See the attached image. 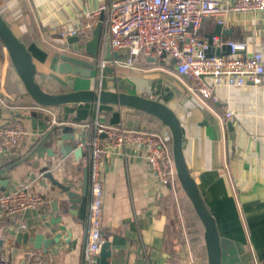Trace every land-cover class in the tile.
<instances>
[{
  "label": "crops",
  "instance_id": "obj_1",
  "mask_svg": "<svg viewBox=\"0 0 264 264\" xmlns=\"http://www.w3.org/2000/svg\"><path fill=\"white\" fill-rule=\"evenodd\" d=\"M109 1L0 0V11L13 32L29 40L27 47L37 67L36 79L47 92L122 91L156 99L173 109L186 137L184 152L189 170L217 221L222 264H264V80L259 85L222 86L217 89L219 103L202 102L173 64L142 58L136 68H126L122 60L115 64V60L107 58L102 43L97 55L89 54L83 42L92 38L102 16L94 22L89 13ZM87 24H94L90 31ZM217 24L212 18L205 19L201 35L210 38ZM69 25L76 27L81 40L62 44L56 35ZM223 27L232 30L215 35L219 42L247 44V49L237 54L264 53V11L231 13ZM223 46L226 45L213 44L209 55L232 56L231 50L217 51ZM4 52L5 55L0 52V125L18 120L27 135L18 152L0 154V191L11 192L29 185L43 196L46 203L26 210L21 220L28 226L23 232L47 237L49 230L43 224L55 215L48 211L49 203L67 199V194L45 177V172L51 171L57 181L71 186L79 197L84 195L89 161L86 151L78 152V148L89 133L79 127L91 123L97 111L109 125L124 122L130 129L155 128V132L171 133L155 118L129 107L97 103L39 105L28 95L6 49ZM62 56L82 61V66H77L78 74L60 71ZM104 58L107 66L111 64L110 71L101 72ZM226 109L234 112L228 120ZM67 125L76 129V139L65 142L73 144V151L64 155L62 143L53 136ZM53 126L57 128L51 132ZM174 196L169 186L154 180L146 161L133 149L108 153L104 164L103 237L110 243L109 264H207L194 248L184 257L175 244L178 210ZM89 203L90 187L85 210L81 204L73 203L70 208L74 214L64 217L69 242L61 240L46 252L51 264H85ZM19 223L20 219L13 222L0 210V238L34 247L31 242L18 241L22 232ZM14 264H21L19 254Z\"/></svg>",
  "mask_w": 264,
  "mask_h": 264
},
{
  "label": "built area",
  "instance_id": "obj_2",
  "mask_svg": "<svg viewBox=\"0 0 264 264\" xmlns=\"http://www.w3.org/2000/svg\"><path fill=\"white\" fill-rule=\"evenodd\" d=\"M257 11H264V0H110L89 16L97 22L103 15L101 43L104 47L110 44L112 51L122 54L124 67L136 68L143 56H170L176 60L175 71L188 80L191 91L199 100L219 103L217 89L222 86L243 87L263 82L264 53L237 54L247 49L246 43L219 42L220 38L214 35L212 45L229 46L233 55H209L210 38L201 35L204 20L212 18L224 25L231 13ZM92 26L94 24H87L88 31ZM87 42L84 40L83 43ZM100 67L103 72L107 67L106 58ZM233 114L226 109V120ZM79 129L89 133L80 142V147L86 151L89 161V236L85 264H94L93 258L101 252L104 243V164L108 153L133 149L135 155L146 161L154 180L169 186L176 197L180 181L173 157L172 136L168 132L130 129L124 122L109 125L101 120L98 111L91 123L83 124ZM26 135V128L18 120L0 125V154L18 152ZM45 203L46 199L32 191L29 185L11 192L0 191L1 212L13 222L20 219L22 232L28 230L25 221L21 220L24 212ZM0 239V264H14L16 254L21 256V264H51L49 255L41 249Z\"/></svg>",
  "mask_w": 264,
  "mask_h": 264
},
{
  "label": "water",
  "instance_id": "obj_3",
  "mask_svg": "<svg viewBox=\"0 0 264 264\" xmlns=\"http://www.w3.org/2000/svg\"><path fill=\"white\" fill-rule=\"evenodd\" d=\"M102 20L103 15L101 16V21L99 22L97 28L93 32L92 38L86 43V48L89 54L97 55L98 53L101 43ZM223 26V24H217L215 32L210 36V43L212 42L211 39L214 35H221L222 32L227 34V31L232 30L231 28L224 29ZM63 35L66 37L64 38ZM56 37L58 39H62V44H65V42L74 44L81 40V36L76 32V27L74 25L60 28ZM0 39L3 42L5 49L9 54L11 63L19 78L23 82L28 95H30L37 104L45 107H57L67 104L97 103L129 107L155 116L161 120L166 127H168L172 136L173 157L180 184L184 193L192 202V205L204 226V241L208 257L207 264H222L221 236L217 226V221L189 170L184 152L186 137L181 121L174 110L156 99L122 91L98 89L72 90L66 93L47 92L36 79L37 67L33 60L31 51L13 32L3 17L1 11ZM225 49L231 50L229 46H223L222 48H218L217 51L219 52L220 50ZM105 51L107 58L109 59L116 61L123 59L119 52L112 51L110 44L105 46ZM62 57L60 71L64 74H78L79 72L77 66H82V61L68 56ZM149 60L155 63L163 61L173 65L176 63V60L170 56H165V58L151 56L149 57ZM56 128V126H53L51 132ZM229 129L233 132L231 124H229ZM75 139L76 129L69 125L64 126L59 134L53 136V140L60 141L62 143L61 151L64 155L73 151V144H65V142H73ZM49 151L51 152V149H49ZM82 151L83 148L79 147L78 152L82 153ZM51 154L53 155V153ZM49 164L53 165V161H50ZM45 177H48L54 185L58 186L65 194H67V199L53 200L49 203L48 211L55 213L53 217L43 224L49 230V236L46 237L44 234L20 232L18 234V241L20 243L31 242L35 248L43 249L44 252H48L52 245L59 243L61 240L69 242V238L66 239L65 237L68 230L64 217L68 214H74L70 208L73 203L81 204L82 211L85 210L88 202L89 173L88 170H86L83 192L84 195L80 197L72 190L71 186L57 181L53 177V173L51 171H46ZM1 184H6V182H2ZM1 243L2 240L0 239V244ZM110 257V243L104 242L100 254L93 258L94 264H109Z\"/></svg>",
  "mask_w": 264,
  "mask_h": 264
},
{
  "label": "trees",
  "instance_id": "obj_4",
  "mask_svg": "<svg viewBox=\"0 0 264 264\" xmlns=\"http://www.w3.org/2000/svg\"><path fill=\"white\" fill-rule=\"evenodd\" d=\"M21 40L28 46V39L26 36H24L23 38H21ZM0 52L2 54L5 55V46L3 44V42L1 41L0 39ZM143 59L145 58H148L146 56H143L142 57ZM138 113H141V114H147L148 116L150 117H153L155 118L156 120H158L162 126H165L161 120H159L158 118H156L155 116H152L146 112H143V111H139V110H136ZM140 129H143V130H148V131H151V132H155V131H158V129H145L143 127H138ZM168 128V127H167ZM172 144V143H171ZM179 190H180V201H181V207H182V211H183V215L185 217V222H186V225H187V228L188 229H191V228H196V231L199 233V235L202 237V243L199 244V249H200V255H202L205 260L208 261V257H207V251H206V246H205V243H204V226L201 222V220L199 219L193 205H192V202L190 201V199L186 196V194L184 193L183 189H182V186L181 184H179Z\"/></svg>",
  "mask_w": 264,
  "mask_h": 264
},
{
  "label": "rangeland",
  "instance_id": "obj_5",
  "mask_svg": "<svg viewBox=\"0 0 264 264\" xmlns=\"http://www.w3.org/2000/svg\"><path fill=\"white\" fill-rule=\"evenodd\" d=\"M109 66H111V64H108V66L105 68V71H110ZM176 199H177L176 208L178 210V214L176 216L177 237H175L176 238L175 244L177 245L178 250L184 253V257L188 256L187 253H192L191 248H194V252L196 255L197 254L200 255L199 244L202 243V237L196 231V228H191V229L187 228L179 196H177ZM185 250H187V252Z\"/></svg>",
  "mask_w": 264,
  "mask_h": 264
}]
</instances>
